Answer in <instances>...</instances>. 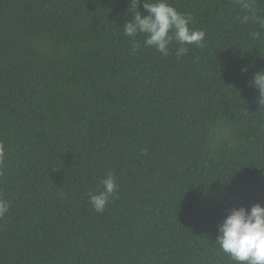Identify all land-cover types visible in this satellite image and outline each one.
Segmentation results:
<instances>
[{
  "label": "trees",
  "instance_id": "16d2710c",
  "mask_svg": "<svg viewBox=\"0 0 264 264\" xmlns=\"http://www.w3.org/2000/svg\"><path fill=\"white\" fill-rule=\"evenodd\" d=\"M168 2L205 33L179 58L132 51V0H0V264H234L214 242L264 206V29L237 0Z\"/></svg>",
  "mask_w": 264,
  "mask_h": 264
},
{
  "label": "clouds",
  "instance_id": "9594fccd",
  "mask_svg": "<svg viewBox=\"0 0 264 264\" xmlns=\"http://www.w3.org/2000/svg\"><path fill=\"white\" fill-rule=\"evenodd\" d=\"M140 0H132L134 13L123 26L124 35L132 41V51L140 48L136 40L138 34H143L145 47H153L164 56L169 54V45L174 42L180 45L176 49V56L188 52L187 45L201 46L205 33L189 27L191 16L181 13L168 0H145L143 8L148 13L143 16L137 11ZM242 10L247 12L241 19L243 23L252 20L264 29V17L257 16L252 0H237ZM253 39H258L260 32L251 33ZM246 72L247 68H242ZM250 86L258 91L257 103L264 108V70L255 72L249 81ZM5 158V149L0 145V163ZM101 183L103 190L89 193V203L97 213H103L109 199L118 191V184L111 173ZM9 202L0 199V218L9 211ZM215 244L225 253L234 264H264V206L253 204L249 209L244 207L231 208L222 223L217 226Z\"/></svg>",
  "mask_w": 264,
  "mask_h": 264
}]
</instances>
